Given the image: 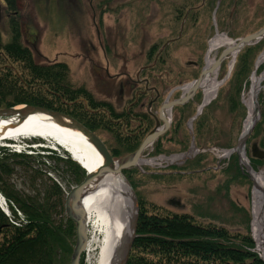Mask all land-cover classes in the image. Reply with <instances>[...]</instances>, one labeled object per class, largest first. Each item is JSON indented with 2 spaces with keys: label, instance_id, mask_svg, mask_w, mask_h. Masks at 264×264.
I'll return each mask as SVG.
<instances>
[{
  "label": "rangeland",
  "instance_id": "1",
  "mask_svg": "<svg viewBox=\"0 0 264 264\" xmlns=\"http://www.w3.org/2000/svg\"><path fill=\"white\" fill-rule=\"evenodd\" d=\"M15 8L16 13L13 14L5 0H0L1 40L5 42L11 39L13 31L10 19L14 18L18 23L21 41L24 40L21 37L23 29H31L37 35L35 46L38 55L31 50L35 61L66 63L70 84L73 87H85L95 100L103 95L104 90L98 75L100 65L104 67L106 62L101 44L108 54L109 73L126 71L132 75L145 63L146 51L152 45H156V49L166 45L163 52L166 59L154 69L153 78L154 84L164 90L174 84L181 86L198 75L202 55L216 35L223 34L235 39L264 25V0H15ZM141 20L144 21L141 23ZM181 26V35L178 37ZM28 38L29 41H35L31 34ZM225 46L221 44L213 48L210 57L216 59ZM244 48L237 54L228 78L217 88L210 102L202 107L197 118H190L195 115L200 102V98L195 95L186 104L175 106L171 127L158 137V146L157 140L144 151L138 166L125 169L134 180L135 187L124 174L125 170L122 172L137 197L146 203L156 204L170 212L188 213L202 223L221 225L231 234H248L255 243L253 250L262 258L260 244L252 229L253 180L240 163L238 155L229 153L241 136L245 121L252 111L248 108L252 74L259 78L264 74V59L260 62L258 59L264 52L263 47L255 57L252 55L253 59L249 56V61L252 60L249 86L242 90L240 103L235 102V108H232L231 97L235 99V92L229 79L236 67L237 57ZM192 61H198V64L194 66ZM231 62V55L222 61L217 71L218 81L226 75ZM162 70L169 73L170 81L168 78H155L157 74L166 73ZM259 84H264V78ZM111 87L113 91L115 85ZM180 91L174 92L171 97H178ZM260 93L263 94L264 90ZM262 99L263 105L259 103L260 112L264 108V95ZM92 115L97 121L100 118L98 110ZM200 119L202 126L199 128L197 122ZM122 128H119L121 136L126 135L127 130L135 129L133 123L129 128L124 125ZM93 132L108 146L118 150L119 154L111 155L113 160L133 152L124 150L122 141H115L113 131H104L99 126ZM252 132L245 147L248 161L254 157L251 155L252 145L262 151L261 158H264V122L254 134ZM191 134L196 152L190 143ZM21 142L16 147L0 146V160L12 168L10 174L2 177L7 179L6 183L23 193H33L36 189L42 193L53 182L56 183L62 194L63 207L60 203L53 219L66 222L69 217L64 210L65 195L85 175L80 178L76 176L66 163V158L72 160L70 155L53 142L41 137L23 138ZM32 144L38 146L27 147ZM18 149L29 155L24 164L17 163L18 160L11 156ZM151 150L155 156L148 154ZM263 168L264 160L254 170L260 172ZM7 203L9 221L18 226L25 223L22 211L13 203ZM90 235L89 229L87 239ZM67 238L71 252L63 254L59 251L58 264H69L75 244V230ZM99 252V245L92 242L88 250L85 247L82 251L79 264H96Z\"/></svg>",
  "mask_w": 264,
  "mask_h": 264
},
{
  "label": "trees",
  "instance_id": "2",
  "mask_svg": "<svg viewBox=\"0 0 264 264\" xmlns=\"http://www.w3.org/2000/svg\"><path fill=\"white\" fill-rule=\"evenodd\" d=\"M5 2L15 14V0ZM10 26L13 31L11 39L3 42L0 37V109L18 104L42 106L67 113L95 131L97 124L86 112L87 108L97 109V101L83 86L70 84L66 63L36 62L31 50L22 44L14 18L10 19ZM263 47L264 38L245 47L237 57L238 65L229 79L235 92V99L231 97L232 108H235V102L240 103L242 90L249 86L252 68L249 56L255 57ZM53 91H56L54 96ZM263 95L260 93L258 96L261 105ZM263 122L264 108L254 133ZM197 125L199 128L202 126L201 119ZM135 148L136 145H124L126 151ZM110 152L112 156L119 154L118 150L110 149ZM11 156L22 164L29 157L15 152ZM233 157L236 159V155ZM263 160L249 158L255 170ZM66 163L78 178L85 175L77 162L66 158ZM11 172L10 165L0 160V192L7 202L22 211L26 221L19 226L12 224L0 208V264H58L59 251L63 254L71 252L67 237L75 230L71 219L67 218L66 222L53 219L60 203L63 207L59 186L53 182L42 193L37 189L33 193H23L2 177ZM124 174L135 187L128 171L125 170ZM138 202L136 237L125 264H264L258 252L253 250L255 243L248 234H231L221 225L199 222L185 212H170L156 204L146 203L141 197H138Z\"/></svg>",
  "mask_w": 264,
  "mask_h": 264
},
{
  "label": "water",
  "instance_id": "3",
  "mask_svg": "<svg viewBox=\"0 0 264 264\" xmlns=\"http://www.w3.org/2000/svg\"><path fill=\"white\" fill-rule=\"evenodd\" d=\"M219 2V1H218ZM218 6V3H217ZM216 6V8H217ZM215 10L213 11V15L215 14ZM264 38V25L259 28L258 30L241 36L239 38L231 39L229 43H222L223 45H226L225 48L221 50L218 57L212 61V63L207 65L208 61V55L210 49H212L215 46H211V42H209L207 50L205 52V63L202 67L200 74L197 78L192 80L190 83L185 84L184 86L187 87V93L185 96L165 101L160 109V116L165 121V124L163 127L160 128H154L152 129L141 141L139 146L134 150L132 153L128 154L127 156L113 160L107 146L103 142V140L91 129L86 127L83 123L78 121L76 118L72 117L71 115L60 112L57 110L49 109L42 106H36V105H27L24 104L23 108L21 109H15V106L6 107L4 109H0V117H6L9 114L16 113V114H27L29 111H36L41 112L44 114L49 115L50 119L54 122L66 126L72 129H75L77 131H80L87 139L88 141L95 147V149L98 151V153L102 156V163L98 167V169L94 172H89L86 169L85 170V176L84 178L76 185L72 186L70 190L65 195V203H64V210L66 215L74 222L75 224V232H76V238H75V244L73 247L72 254L70 256L69 264H79L80 255L82 251L85 249V244L87 241V228H86V222H85V209L82 206V195L84 192L88 190H92L99 186L103 179H105L108 176H117L119 177L122 182L126 185L128 189V197L132 202L131 206V216L128 221V227L125 234V237H123L122 244L120 246V257L118 260L114 261V264H125L128 255L130 252V249L132 247L133 241L136 237V228H137V220L139 215V202L138 197L136 193L134 192V189L130 182L126 179V177L123 174V170L131 167V166H138L139 162L142 160V154L143 152L150 147L154 140L160 136L166 128L169 126V122L165 119V116L163 114L164 110L171 109L174 105L177 104H183L185 103L197 89H203L207 88L208 82L210 81L211 74L219 68L222 61L229 55L232 56V62L228 67V70L226 72V75L218 81L213 89H217L224 81L228 78L230 75L233 65L235 63V59L237 54L247 45L253 44L258 42L260 39ZM36 40L32 43V46L34 50H36ZM221 45V44H219ZM217 45V46H219ZM212 47V48H211ZM264 51V50H263ZM262 51V52H263ZM262 54V53H261ZM260 54V55H261ZM259 55V56H260ZM259 59V57H258ZM258 63V60L256 61L255 65ZM254 76V73L252 74ZM254 84H250V93H251V100H252V111L249 116L250 123L244 128L241 136L239 137L237 143L233 146V148L229 149V153L235 152L238 155V159L241 164H243L246 168V172L250 176V178L253 180V186H256L257 188L260 187V191L262 193V217H264V183H262V186H258L255 182V175H261L263 182H264V168L260 172H256L253 167L250 165L246 155H245V147L247 143V139L249 135L251 134L254 126L259 121L261 117V112L259 108V102H258V95L260 91L264 90V84L260 85L258 84L257 88H253ZM205 105V102L201 104L199 107L196 115L191 117V120L197 116L202 107ZM192 136V148H194V141H193V134ZM251 155L254 157L261 158L262 157V151H260L256 145H252L251 147ZM242 169V168H241ZM262 222V239L260 243V248L262 252V258L264 261V220Z\"/></svg>",
  "mask_w": 264,
  "mask_h": 264
},
{
  "label": "bare ground",
  "instance_id": "4",
  "mask_svg": "<svg viewBox=\"0 0 264 264\" xmlns=\"http://www.w3.org/2000/svg\"><path fill=\"white\" fill-rule=\"evenodd\" d=\"M230 40L231 38L229 39L223 34L216 35L211 42V46L229 43ZM263 59L264 52L259 57V62ZM212 61L213 59L208 55L207 65H210ZM262 78H264V74ZM262 78L252 77L253 88L258 87ZM214 86L213 83L208 84L205 103L213 96ZM21 108H23L22 104L15 106V109ZM248 108L252 109L251 93ZM250 114L251 112L245 121L244 127L250 123ZM28 137H41L53 142L64 149L72 160L89 172L96 171L103 161L102 156L80 131L54 122L47 114L29 111L27 114L12 113L6 117H0V146H20L22 144L21 139ZM255 182L258 186H262L263 182L260 174L255 175ZM128 195L126 185L119 177L114 175L106 177L99 186L84 192L82 195L86 228L88 233L90 229L91 234L85 247L88 250L92 242L99 245L100 252L96 264H114V261L120 257V246L123 237H125L132 211V202ZM0 202L2 203L1 197ZM261 207L262 193L260 187L254 186L252 229L258 244L261 243V221L264 220ZM5 210L7 211L6 208Z\"/></svg>",
  "mask_w": 264,
  "mask_h": 264
},
{
  "label": "flooded vegetation",
  "instance_id": "5",
  "mask_svg": "<svg viewBox=\"0 0 264 264\" xmlns=\"http://www.w3.org/2000/svg\"><path fill=\"white\" fill-rule=\"evenodd\" d=\"M144 20H141L142 23ZM182 27H180L178 37L181 35ZM31 29L27 28L23 29L21 31V37L24 38L22 41L24 45H26L30 50H32L36 55H38V51L36 52L32 46V43L34 41H29L28 35H33L35 37L33 40H36L37 35L35 32L30 31ZM102 45V52H103V58H104V67L100 65V69L98 71L99 78H101L102 83L104 84V90L103 95L98 96L97 100H95V97L89 91L86 89L88 95H90L95 101H97V109L94 108H87V116L93 117L94 122L97 124L95 129L99 128V126H102V129L104 131H113L115 135V141H122L121 144L123 145H136V148L139 146L141 141L144 139V137L154 128H160L163 127L165 124V121L160 116V109L163 105V103L167 100H173L182 96H185L187 93V87L184 85L190 83L192 80L198 77L200 74V71L202 67L204 66V54L202 55V63L199 66V73L196 77H193L191 81H188L181 86L178 84H174L170 86L168 89L161 90L159 86L154 84L153 78H154V69L159 65V62L164 63L166 57L164 56V49L166 45H160L158 49H156V45H152L147 51H146V60L143 65L140 66L138 71H136L133 75L130 73H127L126 71L119 72V73H109L108 69V54L106 52L105 46ZM220 46V45H219ZM217 46L213 47L216 48ZM213 48L209 51V57L213 51ZM156 49V50H155ZM37 50V49H36ZM218 57V56H217ZM211 58V57H210ZM215 59V58H211ZM193 65L196 66L198 64V61H192ZM219 69V68H218ZM217 70H215L211 74L210 81L208 82L209 85L213 83L215 85L218 80L217 77ZM162 72H166L163 74H157L155 76L156 79H169V73L167 71L162 70ZM167 80V79H166ZM111 81V82H109ZM112 86L115 85L114 90L112 91ZM181 90V91H180ZM206 90L207 88L203 89H197L194 94L183 104H186L189 102L193 96H197L200 98V102L198 103V107L195 110V115L199 109V105L205 102V96H206ZM180 91V94L178 97H171V95L174 94V92ZM217 89H213L214 94L216 93ZM210 92V91H209ZM52 94V93H50ZM56 94V91H53L54 96ZM213 94V95H214ZM162 96V99L160 102L158 101L159 98ZM195 96V97H196ZM211 98V97H210ZM211 100V99H210ZM210 100L207 102L209 103ZM84 104H86L84 102ZM183 104H177L174 105L171 109H167L163 111V114L165 116V119L169 122V126L166 128V130L162 133H166L172 124L173 120V110L175 106L183 105ZM206 105V103H205ZM72 106V105H71ZM98 110V121L96 120L95 116L92 115L95 113V111ZM61 112V111H60ZM200 114V113H199ZM198 114V115H199ZM197 115V116H198ZM194 116V115H193ZM192 116V117H193ZM197 116L195 118H197ZM191 118V117H190ZM194 118V119H195ZM101 123V125H100ZM134 124V131H126V135L121 136V132H119V128H122L124 125L126 128H129L131 124ZM118 126V127H117ZM123 129V128H122ZM133 129V128H132ZM161 134V135H162ZM160 135V136H161ZM99 136V135H98ZM158 136V137H160ZM100 137V136H99ZM156 138L154 140L157 141L156 145L158 146L159 138ZM101 138V137H100ZM102 139V138H101ZM103 140V139H102ZM194 140V138H193ZM105 145L107 146L109 152L110 149L112 151H115V148H111L107 145V143L103 140ZM153 142V144H155ZM192 142V139L190 143ZM155 146V145H154ZM136 148L134 150H136ZM156 147L153 148L154 152ZM133 150V151H134ZM151 150L148 154L151 156H155L151 154L153 151ZM193 151L196 152V147L193 148ZM111 154V152H110ZM144 155V152L143 154ZM149 155V156H150ZM67 220V219H66Z\"/></svg>",
  "mask_w": 264,
  "mask_h": 264
}]
</instances>
